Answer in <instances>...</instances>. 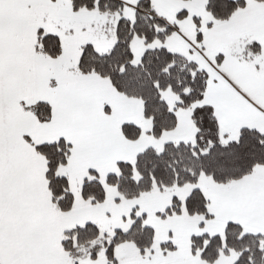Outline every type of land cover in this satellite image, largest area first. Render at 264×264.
Returning <instances> with one entry per match:
<instances>
[{"label": "snow or ice", "instance_id": "obj_1", "mask_svg": "<svg viewBox=\"0 0 264 264\" xmlns=\"http://www.w3.org/2000/svg\"><path fill=\"white\" fill-rule=\"evenodd\" d=\"M0 264H264V0H0Z\"/></svg>", "mask_w": 264, "mask_h": 264}]
</instances>
